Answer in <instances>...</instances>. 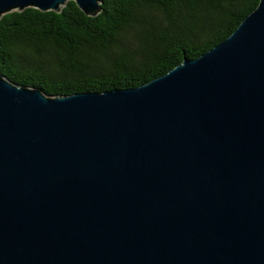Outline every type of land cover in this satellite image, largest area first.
<instances>
[{"label": "water", "instance_id": "water-1", "mask_svg": "<svg viewBox=\"0 0 264 264\" xmlns=\"http://www.w3.org/2000/svg\"><path fill=\"white\" fill-rule=\"evenodd\" d=\"M0 264H264V0L134 88L51 97L0 74Z\"/></svg>", "mask_w": 264, "mask_h": 264}, {"label": "trees", "instance_id": "trees-1", "mask_svg": "<svg viewBox=\"0 0 264 264\" xmlns=\"http://www.w3.org/2000/svg\"><path fill=\"white\" fill-rule=\"evenodd\" d=\"M259 0H68L0 16V74L51 97L140 86L224 40Z\"/></svg>", "mask_w": 264, "mask_h": 264}]
</instances>
